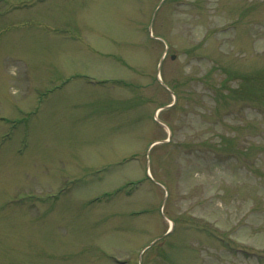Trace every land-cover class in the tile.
Returning <instances> with one entry per match:
<instances>
[{"label":"rangeland","instance_id":"obj_1","mask_svg":"<svg viewBox=\"0 0 264 264\" xmlns=\"http://www.w3.org/2000/svg\"><path fill=\"white\" fill-rule=\"evenodd\" d=\"M0 264H264V0H0Z\"/></svg>","mask_w":264,"mask_h":264},{"label":"water","instance_id":"obj_2","mask_svg":"<svg viewBox=\"0 0 264 264\" xmlns=\"http://www.w3.org/2000/svg\"><path fill=\"white\" fill-rule=\"evenodd\" d=\"M173 57V56H172Z\"/></svg>","mask_w":264,"mask_h":264}]
</instances>
